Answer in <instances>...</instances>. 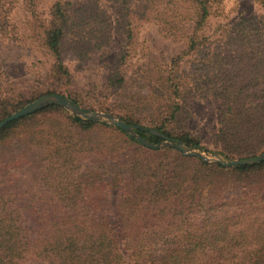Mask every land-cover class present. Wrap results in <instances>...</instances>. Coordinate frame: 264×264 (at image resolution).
Returning a JSON list of instances; mask_svg holds the SVG:
<instances>
[{"label":"trees","instance_id":"1","mask_svg":"<svg viewBox=\"0 0 264 264\" xmlns=\"http://www.w3.org/2000/svg\"><path fill=\"white\" fill-rule=\"evenodd\" d=\"M44 1L0 0V50L29 37L50 58L22 85L0 65V120L54 93L119 115L145 141L160 143L156 131L209 152L188 124L191 101L210 97L225 160L264 150V0L214 29L223 0H102L114 33L101 0ZM150 21L181 37L179 50L159 66L127 63ZM113 34L126 47L101 89L85 91L65 53L87 58ZM0 264H264V161L224 167L151 149L48 105L0 129Z\"/></svg>","mask_w":264,"mask_h":264},{"label":"rangeland","instance_id":"2","mask_svg":"<svg viewBox=\"0 0 264 264\" xmlns=\"http://www.w3.org/2000/svg\"><path fill=\"white\" fill-rule=\"evenodd\" d=\"M49 1L50 0L44 1L45 5L41 6L42 10H45L46 4L49 3ZM245 2L246 0H223V14L211 18L207 24L208 27L214 29L219 23H225L232 18L243 16L247 13L245 10H252L253 12L261 11L260 7L253 2H249L248 4H245ZM99 3L100 7L106 11V16L110 18V29L112 33H114V28L117 24L116 16L114 15V7L109 1L101 0ZM13 18L17 30L23 34L24 31H26L24 30L26 24L25 21L22 22V16L17 12L16 18ZM160 28L159 24H156L154 21L143 22L141 26L139 25L135 43H133L131 47H128L131 48L132 52L127 63H137L138 60L155 61L159 66V64H163L168 57L179 50L183 39L179 36L177 39L170 37L160 31ZM27 35L28 33H25L23 36ZM123 47H126V41L119 34H113L112 40L101 48L92 50L87 58L80 59L72 53V50L66 51L65 60L73 74L75 83L85 91L92 90L95 94V92L101 89L100 84L103 82L109 68L115 63L116 53L122 50ZM49 61L50 58L45 56L43 51L37 47L29 37H21L20 40H16L14 43H8L0 50V65L7 75L11 76L9 79L17 85L27 83L29 78L36 71L35 68L42 67L40 63L45 66ZM94 94H90V96L95 98L97 95ZM217 105L218 100L210 97H197L193 99L189 108L188 128L194 135L200 137L203 147L209 151L205 152L200 150L204 155L211 159H224L220 153L221 145L217 139ZM83 109L110 113L98 109ZM110 114L120 118L117 114ZM263 151L264 150L256 155H259Z\"/></svg>","mask_w":264,"mask_h":264},{"label":"water","instance_id":"3","mask_svg":"<svg viewBox=\"0 0 264 264\" xmlns=\"http://www.w3.org/2000/svg\"><path fill=\"white\" fill-rule=\"evenodd\" d=\"M59 105L68 112L81 117V118H88L95 122L99 123H106L109 125L116 126L122 130H124L127 134L133 136L136 140H138L142 145L151 148V149H159L163 147H172L180 152H182L184 155L187 156H194L198 157L205 161H212L220 163L224 167H234V166H240V165H254L259 162L264 161V151L260 153L259 155L247 157V158H240V159H234L231 161H227L224 159H211L204 155L200 150L185 145L181 140L176 138H171L164 136L156 131L154 133L162 138V141L160 143H151L148 141H145L143 138H141L137 133L136 129L137 126L130 125L122 121L119 117L110 114V113H104V112H97V111H89L84 110L80 106H78L75 102L71 101L70 99L54 93L44 94L31 103H28L27 105L23 106L22 108L18 109L16 112L12 113L11 115L5 117L4 119L0 120V129L4 127L7 123L16 120L18 118H21L23 116L29 115L33 112H36L39 109H42L48 105Z\"/></svg>","mask_w":264,"mask_h":264}]
</instances>
